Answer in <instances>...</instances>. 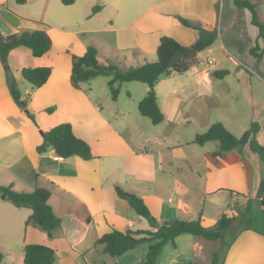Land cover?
Segmentation results:
<instances>
[{
    "label": "crops",
    "instance_id": "0c3cea01",
    "mask_svg": "<svg viewBox=\"0 0 264 264\" xmlns=\"http://www.w3.org/2000/svg\"><path fill=\"white\" fill-rule=\"evenodd\" d=\"M77 1L75 0L73 4ZM5 3L6 0H0V25L6 27V32L31 31L38 28L37 24H31L27 22L26 17L21 16L24 13L20 9L16 11L17 13L13 12L7 9ZM111 6L113 7L111 14L114 15L107 19H95V23L89 24L91 27H87L83 32L111 34L112 40L106 46L115 49L119 60L123 61L122 64H117L123 69L122 71L130 65V63L127 64L129 55L135 51L144 52L143 46L146 47V45L152 46L154 50L153 53L148 54V60L153 61L159 38L162 35L174 38L184 47L192 46L198 38L197 30L180 24L177 18L173 28L180 37L172 35L168 26L171 13L167 12L162 4L150 5L140 17L134 18L133 15L129 20L121 23L120 12H118L121 9L119 0L112 1ZM101 9L91 13L85 19L90 21L95 18ZM200 19H197V23L212 28L208 19ZM40 20L52 26L44 18V14L41 15ZM190 21L194 22L191 19ZM231 33L235 35L234 45L238 46L236 39L246 41L244 52L252 57L253 64L258 63L263 53L261 42L264 38H258V33L253 35L254 42L258 45V49L255 50L258 56H255L250 53L253 37L239 28L232 27ZM0 34H3L2 31ZM217 38L209 47L197 53L196 63L183 73L184 75L182 74L186 77L176 83L180 91L177 94H187L186 99L190 101L194 98L200 99L203 105L205 102L202 100L213 96L219 86V79H221L213 74L222 64L216 59L217 53L214 54L223 46V43L218 44ZM89 45L97 49V59L100 63L111 62L109 55L101 58L99 44L91 43V41L80 42L75 50L61 47L55 49L53 44L52 48L41 57H34L28 47L17 46L9 51L6 65L0 60V185H11L13 190L25 192L32 191L35 187L57 186L81 199L91 214L89 223L77 218L63 219L60 226L53 230L52 236L48 237L40 227L32 224L25 225V220L32 212L30 208H18L7 199L0 198V251L4 256V253H11L12 244H19L21 251H17L19 262L23 259L24 245L44 244L55 250L54 264H64L63 254L67 251L72 253L71 261L67 264H80L78 258H82L87 264L86 259L90 257L89 251H103V246L94 247L92 250V247L85 244L88 240L96 246V240L112 228L120 231L134 230V225L140 223L141 217L124 199L115 194L114 185L116 184L124 190L141 196L156 218L158 225L170 223L169 218L164 217L163 194L166 188L173 190L177 197L174 210L182 214H199L201 218L199 216L198 218L202 220V223L206 225L205 222H207L202 207L204 204L201 202L200 206L194 208L188 200L181 197L186 189L177 190L180 180H188L194 175L202 177V158L196 155L187 157L185 154L171 156L167 154L181 148L183 144L180 135L176 134L172 138V132L191 123L185 113H182L184 117L178 116L181 112L180 108L185 110L186 104L183 99L175 96L176 87L171 91L161 92L157 89V85H154L158 106L164 114L162 122L152 124L150 127L143 124V127H140L136 123H126L125 119V122L117 121L119 117H123L121 110L114 112L116 122L112 121L103 113L101 106L91 100L90 94H87L91 88L89 81L81 83L79 89L73 88L70 84V53L80 55ZM124 48H127L126 51L130 53L119 51ZM203 54L207 61L214 59L215 65L210 67L207 62L203 63L200 60ZM231 64L239 67L242 66V61L232 56ZM27 66H51L52 72L42 86L32 88L21 75V69ZM247 70L251 73L249 69ZM228 72L234 71L229 70ZM9 82H12L25 98L26 107L24 109L19 108L13 101L8 89ZM159 94H164L161 96L162 104ZM250 106L254 108V105L250 104ZM261 113L264 118V103ZM30 115L33 117L31 118ZM61 122H69L74 134L89 144L92 157L85 159L73 155L62 158L55 154L52 147H47L42 152L36 151V146L42 142L41 132ZM261 122L262 119H258L259 132L263 128ZM183 182L185 185V181ZM240 183L239 171L230 170L228 167L226 176L224 175V183L217 185L213 191L207 193L213 197L209 203L219 208L220 212H224L222 211L224 208L225 212L231 211L234 207L231 200L239 193ZM222 190L228 192L231 200L227 196L216 195ZM257 200L259 204L260 197H257ZM259 208L261 211L260 205ZM193 219L194 217L184 220ZM218 219L219 216H212L211 225L215 224ZM246 231L241 232L233 240L220 264H246L249 253L243 252L247 251L250 246L236 245L242 233V235L248 234L253 239L264 258V234L249 229ZM181 235L175 238V248L178 246L177 239ZM194 237L186 238L189 241L191 239L190 246L193 253L186 257L188 259H185L183 264H210L212 251L204 242L208 240ZM134 249L117 257L133 255ZM146 250L145 247L144 251ZM3 260L2 257L0 264Z\"/></svg>",
    "mask_w": 264,
    "mask_h": 264
},
{
    "label": "rangeland",
    "instance_id": "374dc122",
    "mask_svg": "<svg viewBox=\"0 0 264 264\" xmlns=\"http://www.w3.org/2000/svg\"><path fill=\"white\" fill-rule=\"evenodd\" d=\"M112 1L116 0H78L73 5H64L61 3V0H27V2L23 4H18L15 0H6L4 5L13 12L20 9L22 13H24L21 16L26 17L27 22L31 24H37L35 21H41L40 17L44 14V18L52 25L50 26L48 24L51 27L50 35L52 45L54 44L55 49H60L61 47L63 49L75 50L80 42L91 41V43L99 44L101 58H104L105 55H109L110 61L117 65L118 63L122 64L123 61L121 59L119 60V55L116 53L115 49H110L106 46V44L112 40L111 34L83 32L87 27H91L89 24L92 22L95 23V19H107L114 15L111 14L113 8L111 6ZM248 1L256 5L258 20L264 24V0ZM119 3L121 4V9L118 11L120 12V23L126 22L133 15L134 18L140 17L147 11L150 5L154 4L157 6L158 3L162 4L163 8L171 13L170 19H168L170 33L178 37H180L178 32L173 28L175 25L174 22L177 21V15H181L189 20H194L195 23H197V19L201 20L200 18L208 19L212 28L216 29L218 44L221 45V43H223V46H221L218 51L216 50L214 52V54L217 53L216 59L222 63L217 69L234 71L228 72L219 79V86L215 90L213 96L202 100L205 102V105L201 103L200 99L194 98L190 101L186 99L187 94H177L180 93V91L176 83L186 77V75L183 76L184 74L162 75L159 77L158 81H156L157 83L154 84L157 85V89L161 92L171 91L176 87L175 96L183 99L186 104V109L180 108L181 112L178 116L184 117L182 113H185L191 123H187L185 126H181L180 130L172 132V138H174L176 134L180 135V139L183 142L182 147L172 150L167 154L170 156L185 154L187 157L196 155L202 158V177L194 175L188 180H180V183L177 181V183H179L177 190L183 191L186 189V192H182L183 195L181 197L188 200L194 208L198 205L200 206L201 202L204 204L202 207L207 217V222H205L206 225L212 224L210 223L212 216L214 217L217 215L220 217L225 212V208L222 210L224 212H220L219 208H215L214 204L209 203L213 197L207 193L213 191L217 185L224 183V175L226 176L228 167H230V170L235 169L239 171L241 188L239 193L235 195L236 198L231 200L226 190L219 191L216 194L227 196L228 199L232 201L234 207L231 211L228 210L227 214L235 216V219L225 231L223 239L204 241L207 246H209V250H211L212 253L217 252V263L219 264L224 257V253L231 244L233 233L237 232L245 225L252 228L249 230L256 232H261L264 229V223L257 200L258 185L264 180V166L258 156L251 151L247 145L242 149H231L222 156L215 157L211 152L217 148L216 141L207 142L204 146L191 143V141L197 133L204 132L209 125L214 122H221L231 133L239 137L243 131L249 127L253 120L258 121V119H262L261 123L263 128L259 132L257 140L260 144L264 145V118L261 113L262 104L264 103V41L261 42L263 53L256 64H253L251 60L252 57L244 52L246 41L240 40L239 38L236 39L238 46L234 45L235 42L233 41L235 40V35L231 33L232 27L239 28L242 31L245 30L250 37L258 33L257 28L251 24L249 11L245 8L236 7L234 5V0H119ZM97 5L102 8L101 12L90 21L85 19V17L93 13L92 8ZM170 22L173 23L170 24ZM5 30L6 27L0 25V31H2L3 34H6ZM254 40L255 37H253L251 48L256 45ZM143 47L144 52L135 51L129 55L127 62V64L130 63L129 66H136L149 61L148 54L153 53L154 50L150 45ZM126 50L127 48H124V50L121 49L119 51L130 53V51L128 52ZM154 55L155 60L156 52ZM202 56L200 60L206 63L205 54ZM232 56L241 60L242 66H233L231 64ZM223 57L226 61H224ZM118 67L120 68V66ZM247 69H249L251 73H249ZM120 70L122 71L123 69L120 68ZM110 78V76L100 75L89 80L91 88L87 94H90L92 97L91 100L100 105L103 113L110 117L112 121L116 122L113 116L114 112L121 110L123 117H119L117 121L121 120L125 122V119L126 123H136L140 127H143V124H147L149 127L152 126V122L147 117L142 116L137 107L139 100L147 93L149 85L139 81L116 83L115 86L118 88V93L116 99L113 100L108 84ZM153 88L155 90V86ZM163 95L164 94H159L161 104V96ZM250 104L254 105V108H252ZM183 181H185V185ZM163 197L165 204L164 217L167 219L169 218V222L176 218L189 219L194 217V219H198L199 214H182L174 210L177 197L173 190L164 189ZM241 217H244L242 221H240ZM144 227H149L144 218H140V223L134 225V229ZM243 231L247 232L246 230ZM241 232H239V234ZM239 234H237V236ZM242 234L236 242V245L241 246L244 244L245 247L250 246L247 251L243 252L245 254L249 253L246 264H264L263 255L259 252L253 239L249 237L248 234ZM186 238L195 237L191 234H182L181 237L177 239V248L170 244H165L157 256L156 264H176L182 261V263H185L184 260L188 259L186 257H189V255L193 253L190 246L191 239L189 241V239ZM85 244L88 245V247H92V250L94 247L101 248L103 246L102 244L100 246L96 244L95 246L90 240ZM18 245L19 244H12L11 253H4V260L1 264H23L21 261L19 262L17 251H21ZM145 247L147 248L145 242L140 243L135 247L133 255L125 257L111 256L101 250L99 252L89 251L90 257L89 259L87 258L86 261L87 264H142ZM71 254L70 251L64 252L62 259L64 264L71 261ZM75 260L77 261V259ZM78 261L80 264H85L82 258H78Z\"/></svg>",
    "mask_w": 264,
    "mask_h": 264
},
{
    "label": "trees",
    "instance_id": "16d2710c",
    "mask_svg": "<svg viewBox=\"0 0 264 264\" xmlns=\"http://www.w3.org/2000/svg\"><path fill=\"white\" fill-rule=\"evenodd\" d=\"M18 4H23L26 0H15ZM75 0H61L64 5H71ZM234 5L238 8H245L250 13V21L258 30L257 37L264 38V24L258 20L256 5L248 0H234ZM100 6L92 8L93 13L97 12ZM178 22L184 26L198 31V38L190 47L182 46L177 40L170 36L162 35L156 47V59L147 61L141 65L129 66L125 71L111 62L100 63L97 59V49L89 45L82 54L70 53L71 68L69 80L73 88L79 89L81 83L87 82L97 76H110L108 81L112 98L116 99L118 88L116 83L139 81L149 85L147 94L138 102V111L147 117L152 124L163 121L164 114L158 106L154 84L162 75L171 73L183 74L193 66L197 57H187L186 51L195 49L197 52L209 47L217 37L215 28L203 26L195 23L181 15L176 16ZM38 28L31 31H15L0 34V60L6 65V58L11 49L17 46H25L31 50L34 57H41L52 48L50 26L41 21H35ZM256 44L250 49V53L258 56L255 50ZM69 52V51H68ZM52 72L51 66L23 67L21 75L32 88L42 86ZM228 73L226 69L215 70L213 74L222 78ZM8 89L16 105L24 109L26 100L20 90L12 83H8ZM32 118L33 115H30ZM260 125L257 120H253L249 127L237 137L231 133L221 122H214L201 133H197L192 143L199 146L210 141L218 142L217 148L211 152L215 157L222 156L225 152L244 146H248L253 151L264 166V145L257 140ZM42 142L36 146L37 152L44 151L47 147H52L55 154L62 158L73 155L82 158L92 157L89 144L76 136L69 122H61L41 132ZM115 194L124 199L134 212L144 218L149 228H137L134 230L120 231L112 228L109 232L103 233L97 240V244L103 245V252L111 256H118L124 252L135 248L140 243H147V250L144 254L142 264H156V259L162 247L170 244L176 247L175 238L181 234H192L208 241L223 239L225 231L228 229L235 216L224 212L213 225H204L200 218L193 220L174 219L168 224L158 225L156 218L146 205L144 199L135 192L126 191L118 184L114 185ZM259 205L261 206V216L264 223V180L257 188ZM5 195L15 207H27L31 209V214L25 220V225L32 224L40 227L48 237L52 236L54 229L60 226L63 219L77 218L85 223L91 221V214L86 204L78 197L70 194L57 186L35 187L32 191H16L11 185H0V195ZM244 217L240 218L242 221ZM252 229L248 225L243 226L233 233L232 241L237 234L243 230ZM264 234V229L261 231ZM230 246V245H229ZM3 255L0 252V260ZM217 252L212 253L211 263L218 264ZM56 261L55 250L44 244H26L23 247V264H54ZM183 264V263H179ZM197 264V263H188ZM220 264V263H219Z\"/></svg>",
    "mask_w": 264,
    "mask_h": 264
},
{
    "label": "water",
    "instance_id": "95a60500",
    "mask_svg": "<svg viewBox=\"0 0 264 264\" xmlns=\"http://www.w3.org/2000/svg\"><path fill=\"white\" fill-rule=\"evenodd\" d=\"M197 50H195V49H190V50H187L186 51V56L187 57H193V56H196L197 55ZM25 112H27L26 110H25ZM0 198L1 199H6V196L5 195H0Z\"/></svg>",
    "mask_w": 264,
    "mask_h": 264
},
{
    "label": "built area",
    "instance_id": "2783aa9c",
    "mask_svg": "<svg viewBox=\"0 0 264 264\" xmlns=\"http://www.w3.org/2000/svg\"><path fill=\"white\" fill-rule=\"evenodd\" d=\"M207 64H208V66L212 67V66L215 65V60L214 59H210V60L207 61Z\"/></svg>",
    "mask_w": 264,
    "mask_h": 264
}]
</instances>
